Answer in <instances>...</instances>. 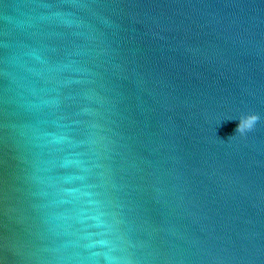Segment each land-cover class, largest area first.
Segmentation results:
<instances>
[{
	"label": "water",
	"instance_id": "1",
	"mask_svg": "<svg viewBox=\"0 0 264 264\" xmlns=\"http://www.w3.org/2000/svg\"><path fill=\"white\" fill-rule=\"evenodd\" d=\"M0 264H264V0H0Z\"/></svg>",
	"mask_w": 264,
	"mask_h": 264
}]
</instances>
